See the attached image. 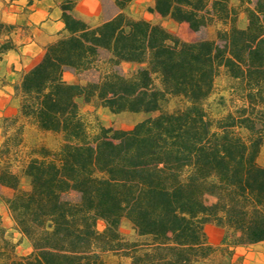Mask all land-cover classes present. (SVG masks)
Wrapping results in <instances>:
<instances>
[{
  "label": "trees",
  "instance_id": "obj_1",
  "mask_svg": "<svg viewBox=\"0 0 264 264\" xmlns=\"http://www.w3.org/2000/svg\"><path fill=\"white\" fill-rule=\"evenodd\" d=\"M111 1L96 25L61 3L60 38L12 84L18 114L0 117V204L31 251L17 253L0 215V264H103L106 253L132 264H201L217 248L232 255L264 242V0H154L149 11L195 32L218 26L196 41L145 18L128 25L134 0ZM16 27L0 22V60L17 48ZM124 63L140 67L128 75ZM66 70L93 77L68 82ZM221 70L227 95L216 91ZM82 105L153 115L91 135ZM23 119L63 143L17 172ZM208 224L223 230L219 247Z\"/></svg>",
  "mask_w": 264,
  "mask_h": 264
},
{
  "label": "rangeland",
  "instance_id": "obj_2",
  "mask_svg": "<svg viewBox=\"0 0 264 264\" xmlns=\"http://www.w3.org/2000/svg\"><path fill=\"white\" fill-rule=\"evenodd\" d=\"M61 3H74L75 9L78 14L85 19L89 20L93 24H98L102 22L111 12H113V3L111 0H100L102 5V11L98 16H92L85 14L82 10L78 8L81 7L78 0H58ZM240 0H232L234 4H238ZM5 0H0V22H11L9 20V16L12 13H9L10 9H6V5L4 4ZM154 4V0H134L131 4L129 9L126 12V23L131 25L133 21L137 18H145L150 20L154 23L162 24L164 27L169 29L170 31L177 34L180 38L186 41H196L201 37L204 38H213L215 36V30L217 25H208L205 26L200 33L195 32L191 29L190 25L186 22H177L171 18H164L160 16L158 13L149 11V7ZM18 27V24H16ZM14 30L12 33V38L16 45L18 46V40H20V36L18 35V29ZM5 38L0 37V42H2ZM6 61V60H5ZM140 66L137 64H129L124 63L119 68L124 73L130 75L134 73ZM23 75V71L18 72L17 80L21 78ZM93 74L87 73L82 75V79L77 77L73 72L70 70H66L64 73V78L68 82H82L85 83L86 81L92 79ZM19 78V79H18ZM216 91L218 93H225L226 95L228 92L224 90L228 87V80L221 70L217 81ZM81 112L83 114V118L86 122L87 127L89 128L91 135L95 134L96 129L103 125L109 129H131L134 127L136 123L143 120L148 116H152L153 114H131V113H124V114H112L110 111L105 110L103 108H95L93 105H82ZM23 123L24 130L21 135L20 143L15 148L14 154V164L13 168L15 171H21L22 167L32 158L39 156V151L41 148H46L50 150L58 149L61 144L63 143L62 135L54 132L49 131H42L40 130L32 120L23 119L20 121ZM3 142V137L0 132V144ZM259 163L264 166V144L258 159ZM6 194H9L10 191L4 189ZM0 215L2 216V222L5 227H7L10 231L13 232L15 241L18 242L17 246V253L19 255H28L31 251L30 243L27 239L20 238L19 232H17L14 228L13 221L10 217V214L7 208L4 205L0 204ZM100 227H103V223H100ZM122 232L124 233L125 237L129 240H136L137 236L133 231L132 227L124 223L121 227ZM206 231L208 234V238L211 244L214 246L219 247L217 241L222 237L223 230L212 225L208 224L206 226ZM103 264H132L131 259L125 256H121L115 253H106L103 254ZM201 264H244L243 261L238 259V254L230 255L229 252L221 250L217 248V251L214 253L211 260L206 263Z\"/></svg>",
  "mask_w": 264,
  "mask_h": 264
},
{
  "label": "crops",
  "instance_id": "obj_3",
  "mask_svg": "<svg viewBox=\"0 0 264 264\" xmlns=\"http://www.w3.org/2000/svg\"><path fill=\"white\" fill-rule=\"evenodd\" d=\"M78 3L81 5L78 9L85 14L98 16L102 11L100 0H78ZM4 4L12 13L9 20L18 24L20 36L17 48L0 60V117H11L18 114L12 86L18 72L30 70L41 60L46 48L60 38L64 23L58 0H5ZM233 254H238L244 264H264V242L236 247Z\"/></svg>",
  "mask_w": 264,
  "mask_h": 264
}]
</instances>
